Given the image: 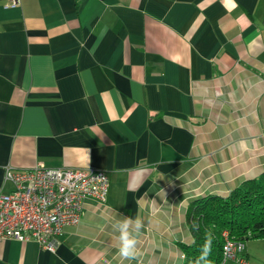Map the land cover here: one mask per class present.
Instances as JSON below:
<instances>
[{
	"label": "crops",
	"instance_id": "0c3cea01",
	"mask_svg": "<svg viewBox=\"0 0 264 264\" xmlns=\"http://www.w3.org/2000/svg\"><path fill=\"white\" fill-rule=\"evenodd\" d=\"M38 164L104 171L106 202L0 264H180L190 202L264 171V0H0V193Z\"/></svg>",
	"mask_w": 264,
	"mask_h": 264
},
{
	"label": "built area",
	"instance_id": "2783aa9c",
	"mask_svg": "<svg viewBox=\"0 0 264 264\" xmlns=\"http://www.w3.org/2000/svg\"><path fill=\"white\" fill-rule=\"evenodd\" d=\"M16 4L12 1L7 5ZM4 181L12 188L0 193V241L34 240L49 251L55 250V239L65 226L78 224L86 201L106 202L109 187L108 176L102 170L50 168L41 164L28 169L7 166ZM221 236V264H249L244 242L226 230Z\"/></svg>",
	"mask_w": 264,
	"mask_h": 264
},
{
	"label": "trees",
	"instance_id": "16d2710c",
	"mask_svg": "<svg viewBox=\"0 0 264 264\" xmlns=\"http://www.w3.org/2000/svg\"><path fill=\"white\" fill-rule=\"evenodd\" d=\"M187 213L191 242L182 245L180 264H196L208 233L212 235L209 260L211 264H221L224 230L244 245L247 239L264 238V171L226 196L206 195L193 200ZM193 222L198 229L193 228ZM244 255L249 259L245 249Z\"/></svg>",
	"mask_w": 264,
	"mask_h": 264
},
{
	"label": "clouds",
	"instance_id": "9594fccd",
	"mask_svg": "<svg viewBox=\"0 0 264 264\" xmlns=\"http://www.w3.org/2000/svg\"><path fill=\"white\" fill-rule=\"evenodd\" d=\"M144 227V222L141 217L136 216L133 218L124 217L123 219L116 220L112 224L113 231L117 233V254L121 261L135 260L139 255L138 244L139 236ZM199 225L193 222V228L198 229ZM212 235L207 234L206 243L202 247L201 254L196 261V264H211L209 256L211 255Z\"/></svg>",
	"mask_w": 264,
	"mask_h": 264
},
{
	"label": "rangeland",
	"instance_id": "374dc122",
	"mask_svg": "<svg viewBox=\"0 0 264 264\" xmlns=\"http://www.w3.org/2000/svg\"><path fill=\"white\" fill-rule=\"evenodd\" d=\"M245 250L249 264H263L264 262V238H251L245 241ZM225 264H235L227 261Z\"/></svg>",
	"mask_w": 264,
	"mask_h": 264
}]
</instances>
